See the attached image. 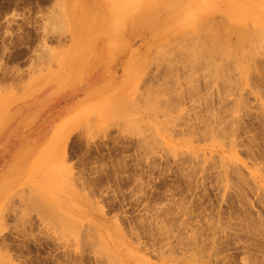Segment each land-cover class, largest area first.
I'll return each instance as SVG.
<instances>
[{
	"label": "rangeland",
	"instance_id": "obj_1",
	"mask_svg": "<svg viewBox=\"0 0 264 264\" xmlns=\"http://www.w3.org/2000/svg\"><path fill=\"white\" fill-rule=\"evenodd\" d=\"M256 3L0 0V264H264Z\"/></svg>",
	"mask_w": 264,
	"mask_h": 264
},
{
	"label": "bare ground",
	"instance_id": "obj_2",
	"mask_svg": "<svg viewBox=\"0 0 264 264\" xmlns=\"http://www.w3.org/2000/svg\"><path fill=\"white\" fill-rule=\"evenodd\" d=\"M255 6H257V7H259V10L258 11H256V12H254V14H255V17H251L252 19H253V21H257V16H260V14L262 15V13H263V11H264V4H259V3H256V5ZM249 15H252V12L251 13H249ZM192 17H188V20L187 21H185L183 24L180 22L179 23V25H183V26H194L195 24H196V22H195V20L194 19H191ZM248 19V18H247ZM173 33V32H172ZM260 39L259 38H257L256 39V42H258ZM246 45H247V37H246V35L245 34H241L240 35V37H239V40L236 42V44H235V48L232 50V53H234V54H238L239 53V51H241V52H245V50H244V48L246 47ZM239 49L238 51H237V49ZM240 49H243V50H240ZM203 51V52H202ZM202 51H199V53H200V56L202 55V53H205L206 51H208V50H202ZM205 54H207V53H205ZM209 54V53H208ZM244 55H246V54H248L249 55V53H248V51H246L245 53H243ZM192 56V55H191ZM190 58V57H189ZM201 58V57H200ZM191 59V58H190ZM193 60L194 59H192V62H193ZM190 61V60H189Z\"/></svg>",
	"mask_w": 264,
	"mask_h": 264
}]
</instances>
